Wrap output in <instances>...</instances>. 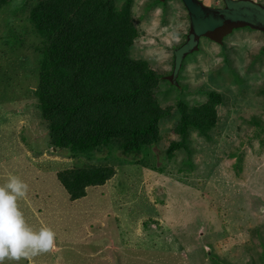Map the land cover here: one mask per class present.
<instances>
[{"label":"rangeland","instance_id":"1","mask_svg":"<svg viewBox=\"0 0 264 264\" xmlns=\"http://www.w3.org/2000/svg\"><path fill=\"white\" fill-rule=\"evenodd\" d=\"M131 13L138 37L129 56L165 76L156 94L160 107L178 100L195 106L217 91L223 101L216 127L208 138L190 133L189 152L169 159L166 150L178 139L173 112L160 122L158 143L137 158L146 168L118 151L71 158L55 150L34 93L42 40L28 21L27 2L12 0L0 9V184L10 175L27 183L19 201L25 220L51 228L56 244L5 264H264L262 36L234 29L223 45L202 38L170 86L174 51L189 30L182 3L133 0ZM87 162L109 164L116 174L71 202L56 174Z\"/></svg>","mask_w":264,"mask_h":264},{"label":"trees","instance_id":"2","mask_svg":"<svg viewBox=\"0 0 264 264\" xmlns=\"http://www.w3.org/2000/svg\"><path fill=\"white\" fill-rule=\"evenodd\" d=\"M11 1L0 0V9ZM25 1L28 21L43 45L34 93L55 150L68 152L71 158L118 151L132 164L146 168L137 158L158 143L160 122L173 112L179 113L172 128L178 139L166 150L169 159L179 150L189 152L190 133L208 138L207 132L216 127L223 101L217 91H208L205 102L195 106L178 100L174 107H160L156 94L165 76L146 61L129 56L138 37L131 13L133 0H122L119 7L115 0ZM223 40L217 44L223 45ZM172 68L173 63L166 77ZM115 174L109 164L87 162L59 171L56 177L74 202L84 198L87 189L104 186Z\"/></svg>","mask_w":264,"mask_h":264},{"label":"water","instance_id":"3","mask_svg":"<svg viewBox=\"0 0 264 264\" xmlns=\"http://www.w3.org/2000/svg\"><path fill=\"white\" fill-rule=\"evenodd\" d=\"M189 18L186 41L174 51L172 73L167 78L176 84L184 58L198 50L201 38L221 42L222 38L237 28H250L264 34V3L251 0H223V8H210L198 0H180Z\"/></svg>","mask_w":264,"mask_h":264},{"label":"clouds","instance_id":"4","mask_svg":"<svg viewBox=\"0 0 264 264\" xmlns=\"http://www.w3.org/2000/svg\"><path fill=\"white\" fill-rule=\"evenodd\" d=\"M27 192V183L15 175L0 184V264L46 253L55 247L56 233L51 228L42 225L35 229L26 222L19 201Z\"/></svg>","mask_w":264,"mask_h":264},{"label":"flooded vegetation","instance_id":"5","mask_svg":"<svg viewBox=\"0 0 264 264\" xmlns=\"http://www.w3.org/2000/svg\"><path fill=\"white\" fill-rule=\"evenodd\" d=\"M238 29H239V30H245L244 28H241V29L238 28ZM238 29H237V30H238ZM251 30H252V29H251ZM232 31H233V30H232ZM232 31H231V32H232ZM254 31H255V32H258V33L262 36V46H264V34H263L262 32H260V31H256V30H253L252 32H254ZM231 32H230V33H231ZM243 38H244V37H243Z\"/></svg>","mask_w":264,"mask_h":264}]
</instances>
